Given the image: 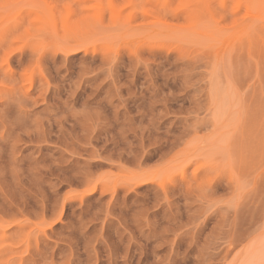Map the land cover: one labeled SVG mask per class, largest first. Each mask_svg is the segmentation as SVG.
I'll return each instance as SVG.
<instances>
[{
	"label": "rangeland",
	"instance_id": "374dc122",
	"mask_svg": "<svg viewBox=\"0 0 264 264\" xmlns=\"http://www.w3.org/2000/svg\"><path fill=\"white\" fill-rule=\"evenodd\" d=\"M0 264H264V0H0Z\"/></svg>",
	"mask_w": 264,
	"mask_h": 264
}]
</instances>
